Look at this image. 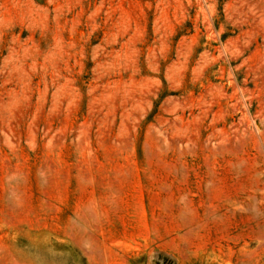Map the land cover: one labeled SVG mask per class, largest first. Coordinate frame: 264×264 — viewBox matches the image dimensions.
Masks as SVG:
<instances>
[{
    "label": "rangeland",
    "instance_id": "1",
    "mask_svg": "<svg viewBox=\"0 0 264 264\" xmlns=\"http://www.w3.org/2000/svg\"><path fill=\"white\" fill-rule=\"evenodd\" d=\"M0 264H264V0H0Z\"/></svg>",
    "mask_w": 264,
    "mask_h": 264
}]
</instances>
